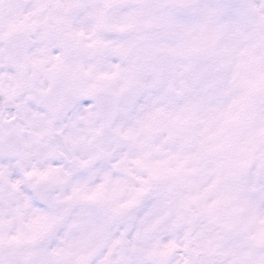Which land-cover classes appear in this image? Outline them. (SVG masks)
I'll return each mask as SVG.
<instances>
[{
  "label": "snow or ice",
  "instance_id": "6c2138e0",
  "mask_svg": "<svg viewBox=\"0 0 264 264\" xmlns=\"http://www.w3.org/2000/svg\"><path fill=\"white\" fill-rule=\"evenodd\" d=\"M0 264H264V0H0Z\"/></svg>",
  "mask_w": 264,
  "mask_h": 264
}]
</instances>
